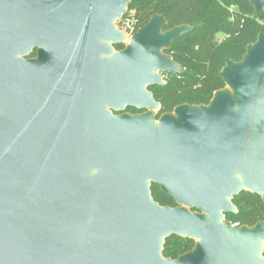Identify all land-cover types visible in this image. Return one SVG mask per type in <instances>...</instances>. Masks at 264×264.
<instances>
[{"label":"water","instance_id":"95a60500","mask_svg":"<svg viewBox=\"0 0 264 264\" xmlns=\"http://www.w3.org/2000/svg\"><path fill=\"white\" fill-rule=\"evenodd\" d=\"M130 3L0 0V264H264V222L226 219L264 202V33L208 105L159 116L149 88L183 74L166 52L198 26L155 15L129 38ZM173 236L195 242L175 260Z\"/></svg>","mask_w":264,"mask_h":264},{"label":"trees","instance_id":"16d2710c","mask_svg":"<svg viewBox=\"0 0 264 264\" xmlns=\"http://www.w3.org/2000/svg\"><path fill=\"white\" fill-rule=\"evenodd\" d=\"M155 15L165 16V31L198 26L166 52L182 67L183 74L167 75L166 86L149 89L161 106L159 116L181 105H208L214 94L225 88L220 72L226 62H240L263 31L264 16L257 17L248 0H131L125 17L133 18L138 32ZM219 35L224 38L218 39ZM123 47L119 45L117 50ZM151 190L154 201L161 206L177 207L158 185L153 184ZM233 203L238 213L228 214L227 221L249 227L264 222V202L259 195L243 192ZM194 245L193 240L173 236L166 241L164 257L175 260Z\"/></svg>","mask_w":264,"mask_h":264},{"label":"built area","instance_id":"2783aa9c","mask_svg":"<svg viewBox=\"0 0 264 264\" xmlns=\"http://www.w3.org/2000/svg\"><path fill=\"white\" fill-rule=\"evenodd\" d=\"M261 16H264V9L261 14ZM120 29L129 37L132 38L136 33V27H135V21L133 20L132 17H124L119 23ZM262 26H263V33H264V19L262 21ZM234 227L239 226L238 224H233Z\"/></svg>","mask_w":264,"mask_h":264},{"label":"flooded vegetation","instance_id":"af4514ba","mask_svg":"<svg viewBox=\"0 0 264 264\" xmlns=\"http://www.w3.org/2000/svg\"><path fill=\"white\" fill-rule=\"evenodd\" d=\"M117 27H118V25H117ZM123 32V31H122ZM119 45H113V47H114V49L116 50V51H118L117 50V47H118ZM125 48V46L123 47V49ZM122 49V50H123ZM37 52H38V49H35L34 51H33V53L31 54V56H30V58L31 59H36L37 58ZM168 74H163V78L165 77V76H167ZM151 88V87H150ZM149 88V89H150ZM160 111H161V106H160ZM112 113H114L115 115H121V114H131V115H137V114H143V113H145V111H138V110H136V109H134V108H127L126 109V111L124 112V113H120V114H118V113H116V112H114V111H111ZM159 114H160V112H159Z\"/></svg>","mask_w":264,"mask_h":264},{"label":"rangeland","instance_id":"374dc122","mask_svg":"<svg viewBox=\"0 0 264 264\" xmlns=\"http://www.w3.org/2000/svg\"><path fill=\"white\" fill-rule=\"evenodd\" d=\"M223 38H224L223 35H219V36H218V39H223Z\"/></svg>","mask_w":264,"mask_h":264}]
</instances>
